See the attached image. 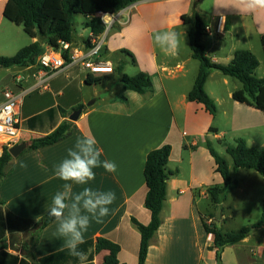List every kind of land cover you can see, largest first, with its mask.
Wrapping results in <instances>:
<instances>
[{
  "label": "crops",
  "instance_id": "obj_1",
  "mask_svg": "<svg viewBox=\"0 0 264 264\" xmlns=\"http://www.w3.org/2000/svg\"><path fill=\"white\" fill-rule=\"evenodd\" d=\"M61 1L46 0L45 7L59 9ZM202 1L144 0L118 12V22L103 35V49L109 54L121 56L120 63L115 67L102 52L90 60L94 64L112 66V74H91L82 65L80 56L86 52L85 43L91 37L90 30L85 27L84 31L89 32L88 38L81 36L83 45H77L74 40L69 50L71 56L80 58L64 70L44 76L43 89L37 88L42 77L38 64L6 69L16 72L10 85L2 92L0 105L4 102L6 90L26 92L17 117L20 141L14 145L26 144V148L17 158L12 157L0 184V199L3 201L0 225L6 229L7 239L6 247L0 245V264H79L63 249V240L56 234L55 220L40 231L34 229L33 222L48 213L53 195L62 189L64 182L54 177V166L66 157L67 150L73 147L77 137L87 135L97 139L98 147L102 149L101 160L114 161L117 171L109 173L103 167L96 168L95 179L88 185L95 190H111L115 192L116 199L110 205L109 215L101 223L93 221L85 234L86 243L81 245L87 255L85 264H103L110 254L108 250L96 251L97 240L101 238L120 247L118 259L122 264H138L141 234L133 220L143 225L151 221V214L145 207L146 159L151 151L164 145L172 147L168 170L173 175L167 184L162 224L150 243L145 264H217L214 237L205 232L201 217L208 223L211 219L207 217L209 215H202L198 205L200 200L210 198L209 188L224 182L217 171L215 159L202 145L209 142L210 133L215 139H220L222 133L214 126L215 117L203 105L188 100L191 89L185 90L184 85L178 84L180 76H172L170 68H174L173 64L180 73L190 66L194 61L192 52L179 60V49L174 55L165 54L153 39L154 33L165 30L176 31L182 40L189 37L192 29L187 30L186 26L192 23H185L183 16L190 17L195 9L199 14L197 6L201 7ZM6 2L0 0L1 37L4 31L10 32L11 22L3 15ZM106 7V1L94 0V6L89 9L85 7V0L82 2L86 15ZM208 10H199L208 14L205 16L207 21L199 16L206 25V34L216 38L210 48L202 42L212 63L227 65L239 50L235 45L224 50L226 32L230 30L232 39L236 35L235 28L227 30L230 19L238 22L243 29H248V22L251 21L260 40L264 35V15L239 11L235 0H211ZM219 22L222 27L220 34L217 33ZM26 35L29 40L20 47L18 42L10 40V47L15 45L14 53L6 56L12 57L37 41ZM42 46L44 51L48 48L45 44ZM122 50L129 51L136 61L133 64L130 60L133 68L129 76L148 73L152 81L151 91L139 94L124 90L121 75L116 71L121 64H125L122 57H128L121 53ZM160 55L163 61H160ZM170 56L177 59L175 63L168 61ZM116 73L120 76L118 84L114 88L103 86L107 82L116 83L113 77ZM216 73L212 72L209 76L206 92L210 79H214L217 85L229 83L226 78L219 79ZM18 78L21 79L19 83L16 81ZM88 78L107 80L88 84ZM98 86H103L104 92L111 89L112 92L106 97L90 95L89 92ZM232 95L233 92H230L229 97ZM94 96L95 99L89 103ZM80 108L84 110L78 121H70V116ZM253 111L264 125L263 113L257 109ZM258 121L254 126L258 125ZM65 122H72L75 129L64 140L38 150L29 149L34 140L52 134ZM198 136L203 138L202 143L195 139ZM4 146L7 145L0 144V157ZM22 163L27 167H21ZM80 190L81 186H73L74 192ZM228 214H223L222 220L230 218ZM11 234L20 236L15 245L19 251L9 248L8 237ZM222 262L264 264V223L241 243L226 247L222 252Z\"/></svg>",
  "mask_w": 264,
  "mask_h": 264
},
{
  "label": "trees",
  "instance_id": "obj_2",
  "mask_svg": "<svg viewBox=\"0 0 264 264\" xmlns=\"http://www.w3.org/2000/svg\"><path fill=\"white\" fill-rule=\"evenodd\" d=\"M106 1V8L96 9L116 14L126 8L144 1V0H99ZM46 0H7L3 15L11 23L22 27L26 34L32 39L42 38L44 44L59 50L60 43L74 42V19L76 16L84 15L86 22L84 27L89 29L92 37H99L106 32V26L95 14H84L82 8L83 0H62L59 9H50L45 7ZM185 23H192L194 28L189 32L192 57L199 61L200 69L192 90L188 94V100L201 104L212 115L218 112L214 100L205 90L206 82L214 71L221 72L224 76L238 80L242 84V89L233 93L234 101L246 104L261 111L264 115V78L255 77V71L260 66L257 57L246 49L237 50L233 59L227 65L212 63L207 57L206 47L202 40L206 34V25L200 18L196 9L193 11V18L183 16ZM261 45L264 52V35L261 37ZM88 49L91 47L90 39L85 43ZM43 46L37 41L21 49L12 57H0V69H9L13 67L24 68L37 64L38 57L43 53ZM103 51V48H102ZM101 51V52H102ZM122 54L127 55L133 64H136L134 56L127 50H122ZM63 57L69 61L68 52L63 53ZM123 64L116 71L121 75V82L124 90H131L139 94H145L152 89L150 75L146 72H139L136 76L130 77L122 75ZM107 79L88 78V84H97ZM72 122H65L60 125L52 134L33 141L30 150H38L43 147L51 146L64 140L72 130ZM209 151L215 159L217 171L223 178V186H213L208 189V196L211 204L217 209L227 199L228 195L239 187V182L232 178L229 164L221 158L216 151L209 146ZM227 154L232 158L233 171L236 173L241 169L252 170L264 175V147L256 148L248 145L244 139H238L235 145H227ZM172 153L170 145H164L151 151L146 159L144 178L147 187L145 198V207L151 214V221L148 225H143L133 220L141 234V244L138 255V264H145L148 257L150 243L161 227V214L164 203L167 199V184L173 175L168 170V163ZM12 156L7 146L3 147V153L0 157V184L5 177V169ZM3 201L0 199V207ZM211 222L208 223L201 217L204 230L207 234L214 237V249H216L217 264H223L222 252L226 247L237 245L246 239L249 234L264 223V211L261 218L252 227H243L238 231L224 232L216 225L215 214H211ZM54 219L48 213L39 221L33 222L34 229L40 231L52 223ZM15 231V230H14ZM12 231V232H14ZM35 242V240H34ZM6 229L0 225V245L6 247ZM108 250L110 254L105 258L103 264H122L118 255L120 247L106 239H98L96 251Z\"/></svg>",
  "mask_w": 264,
  "mask_h": 264
},
{
  "label": "rangeland",
  "instance_id": "obj_3",
  "mask_svg": "<svg viewBox=\"0 0 264 264\" xmlns=\"http://www.w3.org/2000/svg\"><path fill=\"white\" fill-rule=\"evenodd\" d=\"M197 5V4H196ZM211 0H203L202 6L198 7V12L200 16L205 19V16H208L207 13L199 11L200 8L204 9L208 12L210 9ZM94 6V0H85V7L91 8ZM193 11L189 14L190 17L193 18ZM86 17L84 16H76L74 19V40L77 45H83V39L81 36L83 35L85 39L88 38L89 32L84 31V22H86ZM207 21V20H206ZM249 21V20H248ZM10 24V32L4 31L2 36H0V57H10L6 55H11L14 53V44L10 47V40H15L18 42V46L24 45L29 40V37L25 34L24 29L22 27H18L12 23ZM250 25L248 29L241 28L238 22H234V19H230L228 22V29L235 28L236 35H234L233 39L231 34H229L230 30L226 32V39H223L224 50L226 51L232 45H235L237 49H246L250 50L260 62V66L255 71V77L258 79L264 78V52L261 45V40L258 34H256L255 29L252 26V22L249 21ZM232 27V28H231ZM193 24L187 25L186 29H193ZM1 34V33H0ZM6 38H8L6 40ZM216 40L215 37H209L205 35L203 37L202 42L208 47H211V43ZM233 40V41H232ZM233 42V43H232ZM179 60H182L186 53H191V46L189 37L186 36L184 40L180 38L179 43ZM160 52V50H158ZM11 53V54H10ZM105 59H109L112 61L113 65L116 67L120 62L121 56L116 54H109L103 49L101 53ZM163 56L160 55V61H163ZM122 60L125 61V68L122 75L129 76V71L133 68L130 63V58L123 56ZM176 58L170 56L168 60L170 63H175ZM128 61V62H127ZM127 62V63H126ZM176 64H173L170 70L172 71V76H180L178 80V84L184 85L185 90H192L195 80L198 76L200 63L195 60L192 61L190 66H186L182 73L178 72L175 68ZM16 70L7 71L6 69H2L0 71V102L2 100V92L6 87L10 85L12 80L14 79V74ZM215 72V71H214ZM217 77L221 80L228 79V84H220L217 85L214 83V79H210L207 83L206 89L207 92L213 97L215 104L217 105L218 112L214 116V126L220 129L221 137L220 139H215L213 134L210 133L209 142L202 143V139L200 136L195 139L199 140L203 146L208 148L209 146L213 148L214 151L218 153V155L223 158L228 164L229 169L233 179L238 180L239 187L233 190L229 195L228 199L222 203L221 206V218H217L218 208L211 204L210 199H202L199 202L198 209L202 212V215L215 214V223L218 228L222 229L224 232H232L238 231L243 227H252L257 221L261 218L264 211V175H261L252 170L241 169L238 172L233 171V161L232 158L227 154L226 147L227 145H235L238 139H244L247 141L248 145L251 147L262 148L264 144V125L258 121V116L254 114L255 108L246 104L237 103L229 97L230 92H235L239 88L242 87V84L233 78L224 76L221 72L217 71ZM185 77H182V76ZM114 80L116 83H105L103 86H110V88H114L116 84H118L120 76L116 73L114 76ZM98 86L96 89H93L89 92L90 95L95 94L99 97H106L110 95V92L103 90L104 87ZM190 90V91H191ZM211 97V98H212ZM95 99V96L91 98V103ZM254 108V109H253ZM260 114V113H258ZM261 115V114H260ZM263 118V117H262ZM258 125L254 126L255 123ZM222 185H213V186H223ZM207 210H209L207 212ZM208 213V214H207ZM229 213V214H228ZM223 214H228L230 218L222 220Z\"/></svg>",
  "mask_w": 264,
  "mask_h": 264
},
{
  "label": "clouds",
  "instance_id": "obj_4",
  "mask_svg": "<svg viewBox=\"0 0 264 264\" xmlns=\"http://www.w3.org/2000/svg\"><path fill=\"white\" fill-rule=\"evenodd\" d=\"M239 11L264 15V0H235ZM110 15L105 14L102 19ZM154 42L168 55L178 51L180 37L176 31L165 30L153 35ZM102 149L92 135L77 137L73 147L67 150L66 157L53 168L56 179L63 181L62 189L57 191L48 208V215L56 224L57 237L63 240V249L79 264H85L87 255L81 249L86 243L85 234L91 223H101L110 213V205L116 199L115 192L95 190L88 186L95 179L94 169L103 167L109 173L117 171L114 161L101 160ZM21 167H27L22 163ZM81 186L78 192L73 186Z\"/></svg>",
  "mask_w": 264,
  "mask_h": 264
},
{
  "label": "built area",
  "instance_id": "obj_5",
  "mask_svg": "<svg viewBox=\"0 0 264 264\" xmlns=\"http://www.w3.org/2000/svg\"><path fill=\"white\" fill-rule=\"evenodd\" d=\"M108 14V18L103 21L102 17ZM98 17L102 20L106 26V31L110 30L112 26L118 22L117 13H108L105 11H98L96 13ZM208 32L211 30L207 29ZM222 32V27L219 22L217 27V33ZM104 35V34H103ZM103 35L99 37H90L91 47L83 52L80 57H82L81 63L86 68L89 69L91 74L95 75H105L114 73L112 66L103 64H94L90 60L97 57L104 46ZM61 48L57 51L48 46V48L43 51V53L38 57L37 64L41 68L42 77L39 79V84L37 88H44L45 81L44 76H49L50 74L64 70L66 67L70 66L74 61H77L80 57L75 55L71 56L69 50L71 44L66 42L60 43ZM68 52L69 61L63 57V53ZM18 83L21 79L16 80ZM26 92L14 93L11 90H6L4 92V102L0 105V144L7 146H14L20 141V130L18 128V113L22 105V101Z\"/></svg>",
  "mask_w": 264,
  "mask_h": 264
},
{
  "label": "water",
  "instance_id": "obj_6",
  "mask_svg": "<svg viewBox=\"0 0 264 264\" xmlns=\"http://www.w3.org/2000/svg\"><path fill=\"white\" fill-rule=\"evenodd\" d=\"M37 42L40 43L41 45L44 44V41L42 40V38L40 36L37 37ZM90 106V104H89ZM83 108L78 109L77 111H75L69 118L70 121L72 122H76L78 121V119L80 118V116L83 114ZM26 148V144H19L17 146H14L12 148L9 149V153L12 157L17 158L22 152L23 150ZM217 218H221V208H218V214H217ZM20 240V236L18 234H11L8 237V245L9 248L11 250L14 251H19V249L15 246L17 241Z\"/></svg>",
  "mask_w": 264,
  "mask_h": 264
}]
</instances>
